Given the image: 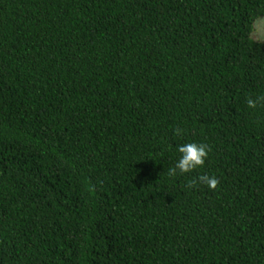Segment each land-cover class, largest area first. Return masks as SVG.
Returning a JSON list of instances; mask_svg holds the SVG:
<instances>
[{"label":"trees","instance_id":"trees-1","mask_svg":"<svg viewBox=\"0 0 264 264\" xmlns=\"http://www.w3.org/2000/svg\"><path fill=\"white\" fill-rule=\"evenodd\" d=\"M263 16L0 0V264H264ZM188 142L204 165L168 175Z\"/></svg>","mask_w":264,"mask_h":264},{"label":"clouds","instance_id":"clouds-1","mask_svg":"<svg viewBox=\"0 0 264 264\" xmlns=\"http://www.w3.org/2000/svg\"><path fill=\"white\" fill-rule=\"evenodd\" d=\"M249 38H254L257 43L264 44V18H258L253 22ZM260 104H264V96H256L255 99H247V106L249 108H256ZM181 133L182 129H174V135L179 136ZM176 151L179 153V157L175 161L174 166L168 169V175L170 176L189 173L202 167L208 156L207 145L198 142H188L177 145ZM197 180L200 184L208 188H215L218 183L215 177L209 175H201ZM196 182L197 181H191L187 186L191 188Z\"/></svg>","mask_w":264,"mask_h":264},{"label":"rangeland","instance_id":"rangeland-1","mask_svg":"<svg viewBox=\"0 0 264 264\" xmlns=\"http://www.w3.org/2000/svg\"><path fill=\"white\" fill-rule=\"evenodd\" d=\"M260 18H264V16L263 17H260Z\"/></svg>","mask_w":264,"mask_h":264}]
</instances>
